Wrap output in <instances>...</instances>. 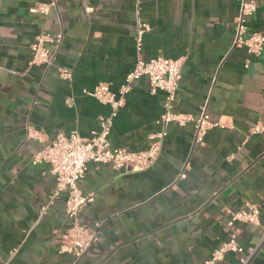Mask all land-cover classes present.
I'll return each instance as SVG.
<instances>
[{
  "label": "crops",
  "instance_id": "obj_1",
  "mask_svg": "<svg viewBox=\"0 0 264 264\" xmlns=\"http://www.w3.org/2000/svg\"><path fill=\"white\" fill-rule=\"evenodd\" d=\"M53 0H0V264H203L234 236L247 264H264V50L248 56L232 48L237 0H140L151 26L142 54L183 59L173 110L197 117L206 105L215 124L204 147L193 146L192 124L166 128L159 158L149 170L123 174L89 163L79 184L93 201L80 223L100 234L75 261L60 254L68 221L60 193L39 218L55 179L33 156L57 132L87 137L109 108L82 95L99 82L116 92L135 61L137 0H54L47 15L30 13ZM250 31L264 34V0H256ZM62 33L55 64L30 66V45L40 33ZM248 64L245 67V64ZM58 67L70 69V80ZM163 93L150 95L145 77L133 83L114 119L113 149L139 151L162 129ZM72 104H68L69 100ZM262 127L253 132L255 126ZM260 206L259 225H228L231 211ZM227 253L216 264H240Z\"/></svg>",
  "mask_w": 264,
  "mask_h": 264
},
{
  "label": "built area",
  "instance_id": "obj_2",
  "mask_svg": "<svg viewBox=\"0 0 264 264\" xmlns=\"http://www.w3.org/2000/svg\"><path fill=\"white\" fill-rule=\"evenodd\" d=\"M238 14L234 19V36L232 48L245 49L248 56L259 57L264 50V34L250 31L247 20L257 9L256 0H237ZM140 0H137L135 12V61L131 71L125 76L123 83L116 92L110 89V84L97 83L92 90L83 89L82 95L95 99L101 105L107 106L109 111L98 119V128L90 132L87 137L81 136L73 130L69 133L57 132L48 142L42 140V135L30 126H26L27 138L41 141L42 148L33 156L36 164H46L50 174L55 179L54 189L46 205L40 207L39 218L45 213L48 205L58 197L60 193L67 195L65 204V217L68 226L59 247L60 254L71 255L74 260L79 261L94 244L100 234L101 224L88 227L79 221L81 211L93 201L92 195H85L80 191L79 184L83 179L89 163L103 164L112 167L123 174L140 173L151 169L157 162L162 144L167 136L166 128L174 123L183 127L192 124L193 146L204 147L206 135L215 126L210 121L206 105L201 107L197 117L177 113L173 110L175 97L177 95L183 59H172L163 55H156L144 59L142 54L143 37L151 30V26L143 23L140 15ZM55 6L53 0L49 4L36 5L29 9L30 13L47 15ZM63 41L62 33H40L30 45V66H42L48 68L55 63L56 54ZM248 64H245L247 67ZM59 77L62 80H70L71 71L65 67H58ZM145 77L148 81L150 95L157 92L163 93V112L158 123L162 129L153 133L149 138L147 147L139 151H130L123 148L113 149L110 146L109 135L120 109L125 104L127 95L132 91L133 83ZM72 104V100L68 101ZM253 132L257 133L262 127L255 126ZM229 214L228 225L234 223L259 225L261 209L258 204L246 203L244 209L239 211H226ZM264 241V237H263ZM18 249H13L8 259L2 264H11V260ZM254 249L247 251L238 244L234 236L224 242L211 253L203 264H216L223 260L225 254L234 253L240 256L239 263L247 264L249 258L254 254Z\"/></svg>",
  "mask_w": 264,
  "mask_h": 264
},
{
  "label": "water",
  "instance_id": "obj_3",
  "mask_svg": "<svg viewBox=\"0 0 264 264\" xmlns=\"http://www.w3.org/2000/svg\"><path fill=\"white\" fill-rule=\"evenodd\" d=\"M263 243H264V241H263Z\"/></svg>",
  "mask_w": 264,
  "mask_h": 264
}]
</instances>
